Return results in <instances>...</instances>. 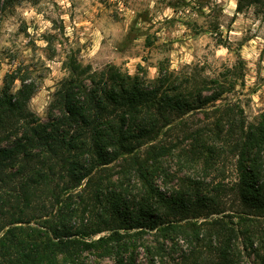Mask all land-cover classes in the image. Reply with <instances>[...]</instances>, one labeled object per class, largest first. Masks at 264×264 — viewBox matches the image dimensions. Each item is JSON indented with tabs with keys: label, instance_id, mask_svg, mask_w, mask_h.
I'll return each instance as SVG.
<instances>
[{
	"label": "trees",
	"instance_id": "1",
	"mask_svg": "<svg viewBox=\"0 0 264 264\" xmlns=\"http://www.w3.org/2000/svg\"><path fill=\"white\" fill-rule=\"evenodd\" d=\"M252 4L264 0L235 11ZM228 75L161 62L149 79L72 61L42 120L29 107L37 76L7 70L0 264H80L91 251L136 264L139 248L149 264H264V110L252 123L221 101Z\"/></svg>",
	"mask_w": 264,
	"mask_h": 264
},
{
	"label": "rangeland",
	"instance_id": "2",
	"mask_svg": "<svg viewBox=\"0 0 264 264\" xmlns=\"http://www.w3.org/2000/svg\"><path fill=\"white\" fill-rule=\"evenodd\" d=\"M236 1L14 0L0 11V86L16 64L32 69L39 88L29 107L46 120L47 104L72 61L92 69L112 64L149 79L161 62L174 70L189 64L203 76L228 73L234 85L221 101L236 102L248 122H257L264 110V5L236 12ZM80 264L114 262L91 251ZM136 264H149L142 248Z\"/></svg>",
	"mask_w": 264,
	"mask_h": 264
}]
</instances>
